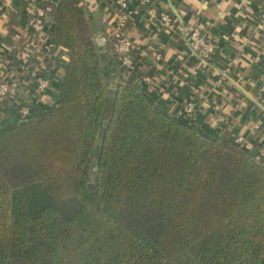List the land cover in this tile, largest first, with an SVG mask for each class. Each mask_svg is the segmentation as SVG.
Wrapping results in <instances>:
<instances>
[{
	"label": "trees",
	"instance_id": "16d2710c",
	"mask_svg": "<svg viewBox=\"0 0 264 264\" xmlns=\"http://www.w3.org/2000/svg\"><path fill=\"white\" fill-rule=\"evenodd\" d=\"M51 8L68 61L55 107L0 126V264H264V159L109 97L83 10Z\"/></svg>",
	"mask_w": 264,
	"mask_h": 264
},
{
	"label": "crops",
	"instance_id": "0c3cea01",
	"mask_svg": "<svg viewBox=\"0 0 264 264\" xmlns=\"http://www.w3.org/2000/svg\"><path fill=\"white\" fill-rule=\"evenodd\" d=\"M62 0H48L56 5ZM112 0H75L81 7L96 48L104 85L111 95L119 85L129 84L147 94L155 105L196 132L220 137L240 146L255 160L264 159V31L255 30L258 16L264 12V0H131L140 11L128 24L134 49L135 70L126 73L115 57L110 39ZM43 0H0V47L21 63L35 65L45 58V46L53 44L52 20L46 35L37 36L27 28L31 4ZM166 12L174 20L170 28H161L159 14ZM204 22L208 36L216 43L215 58L203 63L192 56L187 31ZM183 27V31L179 30ZM161 53L160 64L154 54ZM237 59L229 78L221 77L223 65ZM68 58L56 47L46 62L52 79L50 91L33 104L34 114L56 106ZM142 76L150 82H142ZM196 101L199 112L187 121L181 116L184 99ZM217 103L218 111L213 105ZM17 100L10 101L0 126L18 122Z\"/></svg>",
	"mask_w": 264,
	"mask_h": 264
},
{
	"label": "built area",
	"instance_id": "2783aa9c",
	"mask_svg": "<svg viewBox=\"0 0 264 264\" xmlns=\"http://www.w3.org/2000/svg\"><path fill=\"white\" fill-rule=\"evenodd\" d=\"M149 0H141V4H147ZM30 14L27 18V28L37 36L46 35V24L53 19L51 4L48 0L43 3L31 4ZM111 8V30L110 39L115 57L128 74L135 70V62L132 56L134 46L129 39L128 24L140 11V6H132L131 0H112ZM161 28H170L174 20L170 14L162 12L158 18ZM183 27L179 30L183 31ZM255 30L264 31V12L258 16ZM187 44L192 56L203 63L212 61L217 55V45L208 36L207 27L204 22L195 23L187 31ZM58 47L56 44H48L44 48L45 58L35 64L28 65L18 61L8 51L0 47V121L4 118L10 101L17 100L15 110L19 121L33 117V104L45 96L51 88L52 79L45 71L47 61ZM61 48V47H60ZM155 64H160L161 53L154 54ZM237 59L228 60L222 67L220 74L223 78H229L232 66ZM142 82H150L149 77L142 76ZM260 91L264 93V85ZM218 105H213L214 111H218ZM199 112L198 105L192 98L184 99L181 103V116L187 121L192 120ZM241 139H236L234 144L240 145Z\"/></svg>",
	"mask_w": 264,
	"mask_h": 264
},
{
	"label": "rangeland",
	"instance_id": "374dc122",
	"mask_svg": "<svg viewBox=\"0 0 264 264\" xmlns=\"http://www.w3.org/2000/svg\"><path fill=\"white\" fill-rule=\"evenodd\" d=\"M107 94L109 97H111V94L109 92H107ZM93 169H94V167L92 166V168H91L92 172H91V174L89 176V180H88L89 188L93 185ZM125 209H126V212L124 213V215L127 219H129L131 216L135 220H138L139 218H142L143 220L151 218V214L147 210L136 205L132 201H126L125 202Z\"/></svg>",
	"mask_w": 264,
	"mask_h": 264
}]
</instances>
